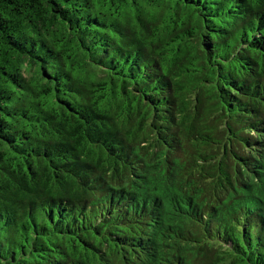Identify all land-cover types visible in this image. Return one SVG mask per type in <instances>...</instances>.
Returning <instances> with one entry per match:
<instances>
[{
    "label": "trees",
    "instance_id": "obj_1",
    "mask_svg": "<svg viewBox=\"0 0 264 264\" xmlns=\"http://www.w3.org/2000/svg\"><path fill=\"white\" fill-rule=\"evenodd\" d=\"M0 264H264V0H0Z\"/></svg>",
    "mask_w": 264,
    "mask_h": 264
},
{
    "label": "rangeland",
    "instance_id": "obj_2",
    "mask_svg": "<svg viewBox=\"0 0 264 264\" xmlns=\"http://www.w3.org/2000/svg\"><path fill=\"white\" fill-rule=\"evenodd\" d=\"M203 114V113H202ZM201 118V117H200Z\"/></svg>",
    "mask_w": 264,
    "mask_h": 264
}]
</instances>
